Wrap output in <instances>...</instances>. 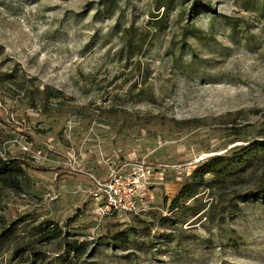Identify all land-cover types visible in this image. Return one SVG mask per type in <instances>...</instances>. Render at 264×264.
<instances>
[{
  "label": "rangeland",
  "instance_id": "obj_1",
  "mask_svg": "<svg viewBox=\"0 0 264 264\" xmlns=\"http://www.w3.org/2000/svg\"><path fill=\"white\" fill-rule=\"evenodd\" d=\"M143 162L141 213L97 217L94 181ZM14 165L0 264H264V0H0Z\"/></svg>",
  "mask_w": 264,
  "mask_h": 264
},
{
  "label": "built area",
  "instance_id": "obj_2",
  "mask_svg": "<svg viewBox=\"0 0 264 264\" xmlns=\"http://www.w3.org/2000/svg\"><path fill=\"white\" fill-rule=\"evenodd\" d=\"M108 178L104 183L94 181L95 188L101 193L100 196L95 194L97 201L95 215L101 218L114 217V215L138 216L149 193L148 188L151 179L145 163L134 165L126 176L113 172ZM100 197L102 199L98 201Z\"/></svg>",
  "mask_w": 264,
  "mask_h": 264
},
{
  "label": "trees",
  "instance_id": "obj_3",
  "mask_svg": "<svg viewBox=\"0 0 264 264\" xmlns=\"http://www.w3.org/2000/svg\"><path fill=\"white\" fill-rule=\"evenodd\" d=\"M232 165H233L232 162H228V161L224 162L222 159H219V160H217V159L206 160L204 162V164L201 165V167L198 170H196V171H198V175H199L197 178L195 177L193 179L194 181H196V183H192L193 186H191L189 188H187L188 187V185H187L183 189H181L180 192L178 193V195L176 196V198L174 199V201L171 203V205L172 206L175 205V200L176 199H180L182 197H185L187 194L190 195V194L195 193L196 192L195 187L201 186L203 184V178H204V176L206 174H211V175L219 174V172H221L222 170L229 169L230 167H232ZM216 169L218 171L219 170H221V171L218 172ZM21 171H22V168L19 167L18 165H14V167L12 169L10 167H8V166H6V167L0 166V178H3L2 173H5V174L6 173L7 174L11 173V174H14L15 177H18V176L21 175ZM263 193H264V191L258 190V191H255V192L251 193V195L254 194L255 198H259V197H261V195H263ZM257 194H259V195L256 196Z\"/></svg>",
  "mask_w": 264,
  "mask_h": 264
}]
</instances>
